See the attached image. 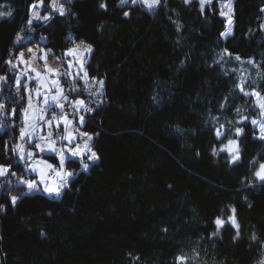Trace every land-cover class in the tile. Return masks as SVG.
<instances>
[{
	"label": "trees",
	"instance_id": "trees-1",
	"mask_svg": "<svg viewBox=\"0 0 264 264\" xmlns=\"http://www.w3.org/2000/svg\"><path fill=\"white\" fill-rule=\"evenodd\" d=\"M223 1L202 14L197 0H162L151 12L121 7L120 0H63L65 16L46 28L34 23L29 32L35 0H0V12H12L0 18V76L8 77L0 83V104L16 109L15 116L0 110V164L19 176L7 175L8 184L0 186V264H174L180 254L190 264L264 260V187L252 180L264 163V140L253 138L249 123L262 117L255 98L237 87L247 81L246 91L264 95V0H234L227 39L221 36ZM18 33L22 44L14 43ZM81 40L93 47L89 75L105 82V101L86 114L83 126L94 136L99 160L85 158L87 171L83 162L68 160L74 175L59 198L30 194L19 179L30 176L13 149L25 91L18 92L16 72L4 61L41 43L61 55ZM225 48L259 67L228 57L217 63ZM243 116L249 121L236 123ZM221 125L227 139L239 140L237 164L230 165L226 153L212 154L221 146L214 135ZM235 127L244 134L237 138ZM13 195L19 197L14 206ZM230 207L240 237L226 226L209 238L214 219L226 218Z\"/></svg>",
	"mask_w": 264,
	"mask_h": 264
},
{
	"label": "snow or ice",
	"instance_id": "snow-or-ice-1",
	"mask_svg": "<svg viewBox=\"0 0 264 264\" xmlns=\"http://www.w3.org/2000/svg\"><path fill=\"white\" fill-rule=\"evenodd\" d=\"M166 2V0H165ZM199 4V10L203 14L205 11L206 6L211 7L214 3V0H197ZM129 3V0H120L119 6H124ZM132 4H141L146 7L150 12L156 8L161 7L162 0H131ZM185 4L192 3V0H184ZM99 7L103 10H107L108 5L106 2H101ZM224 9H227L225 11ZM261 12H264V8L260 9ZM41 12L44 14L41 15ZM67 14V10L65 8V3H62L61 0H48L47 6L45 5V0H35V2L29 5V17L26 22L27 31L33 32L35 29L33 27L34 23L36 26H44L45 28L51 24V22L58 16H65ZM125 17H128L130 13L125 11ZM234 8H233V0H226L223 4L221 10L219 11V15L225 19L226 25L228 26L226 31L221 33V36L227 39L229 36L233 35L232 25L234 22ZM12 12H0V17H11ZM261 29L264 30V24H261ZM179 30V28H178ZM251 31V30H250ZM25 37L22 33H18L14 43L22 44V41ZM41 39H45L41 37ZM52 50L49 49L45 51L44 49H40L41 52V59L44 61L45 65V72L42 73L38 71L35 67L31 66L30 60H35L36 58V51L29 47L27 48V52L32 54L29 59L25 58L24 51H17L15 54V59H8L4 61V63L10 66L11 70H20L21 65H24L28 68L29 71L35 73V76H28L27 72H21L20 76L27 77V82L24 86V91L27 93V103L28 107L23 109L22 115L25 120V127L20 129V139L24 140L25 137H28V143H32L33 136L29 132V129H33L35 131V124L29 123V121H35L37 118L39 120L44 121V124L47 126L49 131L46 135L40 136L39 143L34 144L35 151H28L27 156L29 159L32 157H36L39 153L44 152H51L55 155L58 166L48 163V161H42L44 165L43 168L37 165H28V170L36 172L37 175L35 178L31 180H22L21 183L26 184L29 192L31 191H44L50 196L59 197L63 191L69 187V178L74 175L72 172H68L65 169V164L69 160V158L77 159V160H84L87 158L88 161L95 163L99 160V156L95 151L92 150V146L90 142L94 139V136L89 134L88 132H74L70 126H74L76 124L84 125L87 123L85 120V116L80 113V109H83L84 112L91 114L94 109L88 108L85 106V101L83 99H77L76 101H69L67 95H65L64 87L60 81V77L63 76L65 78V82L71 81V86L69 88L70 92L79 93L81 91L80 87L75 83L77 80L83 81L85 85L88 84L89 80V73L85 67L87 63L88 57L93 52V47L91 44H87L83 40L79 43H74L72 47L65 48L63 53L61 54L64 59V66L66 70L61 73L58 69H53L48 65V55L49 52ZM11 55V53H10ZM54 55V53H53ZM225 57L232 58L235 61H241V57L239 55L232 56V53L229 52L226 48L223 50L222 54L219 56L220 61H224ZM58 59L60 57H57ZM248 64H252L256 67L255 61L249 59L247 61ZM235 71V69H233ZM35 79L37 80V87L35 89V97L37 100H40L43 97V104L46 106L45 108L36 109L33 108V89L28 87V84ZM8 80L7 75L0 76V83L6 82ZM94 83H98L99 88L96 92H91V86H88L85 90L89 91L91 95L94 96H102L103 89L105 86V82L103 80L96 81L95 77H92ZM14 83L19 90L21 87L20 78L14 77ZM245 83L247 81H241L237 84L240 92L244 96L254 97L255 98V106L260 110V114L262 119L256 120L252 119L249 121L247 116H243L240 120L236 123L244 124L245 121H249V123L253 126V131L255 133V139L264 140V95H261V92L257 91H246L245 90ZM43 89V91H41ZM55 89V93L53 90ZM49 94H51L49 96ZM24 99V97H21ZM61 100L67 101L71 106L76 107V111L72 114V118L69 119V114L64 111V103H61ZM103 103V101H99ZM59 108L61 115L57 117L55 114L52 115L51 119H46L47 111L51 108ZM224 107V105H221ZM0 110H7L10 111L12 116L16 115V109L8 110L5 104H0ZM31 110V112H30ZM237 113L241 110L239 108L236 109ZM63 125L64 134L58 136L56 139H52L53 133L51 129L53 126L57 130L61 128ZM224 126L221 125L219 128H216L214 131V135L216 140L221 143L219 149L215 146L212 148L213 155H219L220 153L227 154V162L230 165L237 164L241 161V150L239 146L238 139H227L226 133L223 130ZM43 130V129H41ZM244 134L243 127H235L234 135L238 138ZM98 135V134H97ZM78 139L83 140V144L80 145L77 143ZM227 139L226 143H223V140ZM58 141H63V146L57 147ZM15 151H17V155L19 156L20 160L25 159V147L22 144H17L15 146ZM251 163L255 164V161H251ZM89 168L88 163L83 164L84 171H87ZM15 175V172H12L11 167L6 164H0V177H4L6 175ZM247 179V178H245ZM252 180L260 182L261 187H264V163H259L256 165L255 170L252 172ZM19 197L18 196H11L10 202L14 206ZM251 205H249L250 207ZM3 205H0L2 208ZM230 215L226 218L223 216H217L214 221L212 222L215 226V231L210 234L209 238L216 237L220 234L221 229H224L226 226L231 227L235 231V238L240 237V223L237 218L236 208L230 207L229 209ZM166 231V229H165ZM43 234V233H42ZM251 239L253 241L257 240V236L255 233L252 234ZM196 255H199L196 253ZM190 257L184 254L177 255L175 257L174 264H190ZM260 264H264V260L260 262Z\"/></svg>",
	"mask_w": 264,
	"mask_h": 264
},
{
	"label": "rangeland",
	"instance_id": "rangeland-1",
	"mask_svg": "<svg viewBox=\"0 0 264 264\" xmlns=\"http://www.w3.org/2000/svg\"><path fill=\"white\" fill-rule=\"evenodd\" d=\"M62 3L63 0H61ZM226 1H223L221 2L220 4V7L222 8L223 4L225 3ZM128 5H134L131 3V0H129V3L124 5V6H128ZM135 5H141V4H135ZM143 6V5H142ZM144 7V6H143ZM145 9H147L146 7H144ZM233 8H234V0H233ZM148 10V9H147ZM225 11H227V9H224ZM41 15H43V13L41 12ZM2 18V17H0ZM225 20V19H224ZM227 25H226V29H227ZM234 28V22H233V25H232V29ZM225 29V31H226ZM224 38V37H223ZM225 39V38H224ZM80 41H77V42H74V43H79ZM72 43L69 47H72L73 44ZM88 44V43H87ZM35 45H28L26 46L25 48H22L20 49V51H26L27 52V48L31 47L33 48ZM38 48H39V51L36 53L39 55L38 57V60L41 62L37 65L36 69L38 71H41L42 73L45 72V65H44V61L41 59V52H40V48L41 49H44L45 51L51 49L47 46H45L44 43H41V44H37L36 45ZM52 50V49H51ZM28 55H31L30 53L27 54ZM57 57H60L59 59ZM90 56L88 57L87 59V62L89 60ZM13 59V58H11ZM64 59L62 57V55H53V51L49 52V55H48V65L53 68V69H58L61 73H63L66 68L64 66ZM241 61L243 62H247L243 59H241ZM239 62V61H237ZM87 64V63H86ZM86 69H87V66L85 65ZM23 72V71H20V73ZM28 76H32L34 77L35 76V73L31 72V71H26ZM20 73L18 75V78H20V81H21V87L20 89L18 90V92L20 93V90L22 88H24L26 82H27V77H22L20 76ZM96 81H99L100 79H97L95 78ZM60 81L62 83V86L64 87V90H65V95L68 96L69 98V101H76L77 99H83L85 101V106L88 107V108H92V109H96L98 107H100L104 101H105V92H104V89H103V95L102 96H94V95H91L89 91L85 90L88 86H91V92H96L99 88V85L98 83H94V81L92 80V77L89 75V80H88V84L85 85L83 81H80V80H77L75 83L80 87L81 91L79 93H76V92H70L69 91V88L71 86V81H68V82H65V78L63 76L60 77ZM104 81V80H103ZM28 87L32 88L33 89V99H32V103H33V108H36V109H40V108H45L46 106L43 104L42 100H43V97H41L40 100H37L36 97H35V89L37 87V80L33 79L31 81V83L28 84ZM41 91H43V89H41ZM55 93V89L53 90V93ZM51 94H49L50 96ZM25 98H26V105H25V108L28 107V103H27V93L25 92ZM103 101V103H100L99 101ZM61 103H64L65 107H64V111L67 112L69 114V119L72 118V114L76 111V107H73L71 106L67 101H64V100H61ZM31 112V110H30ZM80 113L83 114L85 116V120H86V112H84L83 109H80ZM55 114L57 117H59L61 115V112H60V109L59 108H51L47 111V115H46V119H51L52 118V115ZM29 123H34L35 124V131L33 132V129H29V132L32 134L33 136V139H32V143L29 144L28 143V137H25L24 140H21L19 137H20V132H19V136H18V139L15 141L14 143V147L13 149H15V146L17 144H22L24 145L25 147V159L24 160H20L19 159V156L17 155V151H15L19 161L24 165V168H25V171H26V174L29 175L30 177H26V176H20L19 179H22V180H31L33 178L36 177L37 173L36 172H33V171H30L28 170V165L29 164H32V165H37L39 164V166L41 168L44 167V165L42 164V161H48V163L50 164H53V165H57L58 166V162H57V159L53 160L52 158L50 157H55V155L51 152H44V153H39L36 157H32L31 159L28 158L27 156V152L28 151H35L34 149V144L35 143H39L40 140H39V137L40 136H43V135H46L47 132L49 131V129L47 128V126L44 124V121L42 120H39L38 118L33 122V121H29ZM22 128L25 127V120H24V117L22 115ZM83 126L84 125H79V124H76L74 126H70V128L74 131V132H79V133H83L85 132L83 130ZM43 129V130H41ZM52 133H53V136H52V139H56L58 136H61L64 134V128H63V125L61 126V128L59 130H57L55 128V126H53V128L51 129ZM90 134V133H89ZM92 135V134H91ZM63 141H58L57 143V147H61L63 146ZM77 143L82 145L83 144V140L82 139H78L77 140ZM90 144H92V141L90 142ZM92 146V145H91ZM68 162V161H67ZM67 162L65 164V169L69 172L68 168H67ZM15 172V175L17 177L18 174H17V171H13ZM7 176V175H6ZM4 176V177H0V182H1V185L0 186H4L6 184H8L9 182V179ZM18 182V181H17ZM42 191V190H41ZM28 193L32 194V193H41L40 191H31L29 192V189L27 190Z\"/></svg>",
	"mask_w": 264,
	"mask_h": 264
},
{
	"label": "crops",
	"instance_id": "crops-1",
	"mask_svg": "<svg viewBox=\"0 0 264 264\" xmlns=\"http://www.w3.org/2000/svg\"><path fill=\"white\" fill-rule=\"evenodd\" d=\"M35 46L33 47V49L35 50V51H37V53H38V51H39V48L36 46L37 44H34ZM41 49V48H40ZM18 51H20V49L18 50ZM17 53V51L13 54V59H15V54ZM24 53H25V58L26 59H29L30 60V57H31V55H28L27 56V54L28 53H26V51H24ZM36 53V58H35V60H30V63H31V66L32 67H37V65L39 64V63H41L39 60H38V57H39V55ZM13 71H15L16 72V77L18 78V75H19V73H20V71H23V72H26V71H29L28 70V68L26 67V66H24V65H21V67H20V70L19 71H17V70H13ZM70 159H72V160H77V159H73V158H69V160ZM77 161H79V162H83V160H77ZM84 163V162H83ZM84 170V169H83ZM70 172V171H69ZM73 177V176H72ZM72 177H70L69 178V181H70V179L72 178ZM42 194H45V195H47V196H49V197H55V198H59V197H56V196H50V195H48L46 192H44V191H40Z\"/></svg>",
	"mask_w": 264,
	"mask_h": 264
},
{
	"label": "built area",
	"instance_id": "built-area-1",
	"mask_svg": "<svg viewBox=\"0 0 264 264\" xmlns=\"http://www.w3.org/2000/svg\"><path fill=\"white\" fill-rule=\"evenodd\" d=\"M20 129H22V127H18V131L20 132Z\"/></svg>",
	"mask_w": 264,
	"mask_h": 264
}]
</instances>
